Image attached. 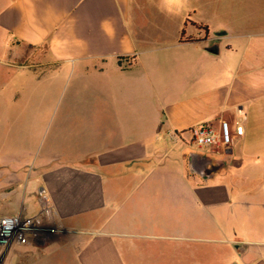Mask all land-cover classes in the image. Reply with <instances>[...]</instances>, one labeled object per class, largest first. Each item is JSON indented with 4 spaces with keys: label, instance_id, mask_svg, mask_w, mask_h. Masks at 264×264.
I'll return each instance as SVG.
<instances>
[{
    "label": "crops",
    "instance_id": "obj_1",
    "mask_svg": "<svg viewBox=\"0 0 264 264\" xmlns=\"http://www.w3.org/2000/svg\"><path fill=\"white\" fill-rule=\"evenodd\" d=\"M0 55L91 120L0 158V214L48 230L3 264H264V0H0ZM221 120L230 147L188 144Z\"/></svg>",
    "mask_w": 264,
    "mask_h": 264
},
{
    "label": "rangeland",
    "instance_id": "obj_2",
    "mask_svg": "<svg viewBox=\"0 0 264 264\" xmlns=\"http://www.w3.org/2000/svg\"><path fill=\"white\" fill-rule=\"evenodd\" d=\"M245 1L247 10L252 11L255 0ZM43 58V51L29 49L18 57L11 55L7 62L33 65ZM3 59L4 55H0V158L31 165L38 162L46 149L52 146L58 131V147H62L63 142L65 145L72 143L61 131H88L84 125L91 120L83 119L88 110L83 105L77 107L67 103L72 94L61 81L54 82L52 87L44 81L33 83V73L22 77L8 73L9 68L3 65ZM26 187L24 183L21 189L10 186L9 190L21 194ZM15 202L19 212L14 215L22 221L38 222L41 229L47 230L38 218L24 215V204L21 205L18 200ZM33 238L42 239V235Z\"/></svg>",
    "mask_w": 264,
    "mask_h": 264
},
{
    "label": "built area",
    "instance_id": "obj_3",
    "mask_svg": "<svg viewBox=\"0 0 264 264\" xmlns=\"http://www.w3.org/2000/svg\"><path fill=\"white\" fill-rule=\"evenodd\" d=\"M192 138L188 142L194 148L230 147L234 135L243 134V125L236 121L231 125L221 120L217 125L197 126L191 131ZM176 138L175 134H172ZM30 221H22L17 215L0 214V264L4 263L8 251L14 244L26 245L29 240L38 235H47L48 231L41 229Z\"/></svg>",
    "mask_w": 264,
    "mask_h": 264
},
{
    "label": "trees",
    "instance_id": "obj_4",
    "mask_svg": "<svg viewBox=\"0 0 264 264\" xmlns=\"http://www.w3.org/2000/svg\"><path fill=\"white\" fill-rule=\"evenodd\" d=\"M182 35H183V33L181 34V40H182Z\"/></svg>",
    "mask_w": 264,
    "mask_h": 264
}]
</instances>
